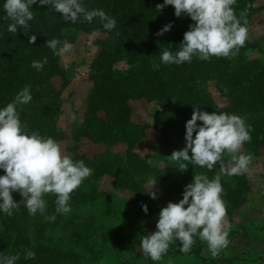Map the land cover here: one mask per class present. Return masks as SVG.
Returning <instances> with one entry per match:
<instances>
[{"label":"trees","instance_id":"16d2710c","mask_svg":"<svg viewBox=\"0 0 264 264\" xmlns=\"http://www.w3.org/2000/svg\"><path fill=\"white\" fill-rule=\"evenodd\" d=\"M3 2L4 0H0V107L12 102L25 86H29L31 94H35L40 87L62 74L59 56L54 55L47 47L46 40L65 41L79 32L105 35L99 42L102 47L100 55L92 63L98 72L96 80L99 82L94 83L96 87L94 96L91 97L92 106H88L90 119L82 131L91 143L101 145L105 150L94 155L91 160L83 156L73 159L83 160L92 169L86 182L104 176L123 189H131L137 197L139 179L154 172L140 155L132 152V147L144 138L145 131L150 126L132 124L126 106V99L129 98L156 101L165 108L172 107L173 99L176 100L182 122L178 130L182 132L185 131L186 121L191 117L193 106H199L200 110L208 113L215 111L240 115L252 129L250 142L244 144L246 152L256 155L258 149L264 146V80L261 79L264 67L258 66L257 61L232 66L228 59L216 57L209 61L194 57L191 63L179 66L162 64L160 54L164 47L171 45L172 50H175L189 24L193 23L187 16L176 17L170 5L157 11L156 5L162 4L163 0H84L85 7L103 9L116 19L117 27L111 31L103 29L99 18H94L91 23L78 21L72 24L65 22L50 6L48 8L37 4L32 6L33 20L29 22L27 33L19 29L17 33L7 31L10 21L3 19ZM249 2L250 0H236L233 7L238 17L242 12L245 13L244 18L249 17L253 10L248 9ZM169 23L172 25L170 30L158 36L157 32ZM31 35H35L36 40L29 44ZM44 57H47V63L42 70L37 71L31 66L33 60L39 61ZM122 60L130 68L125 74L116 75L112 67ZM197 83H214L220 94L230 98L229 108L219 109L209 97L194 94L193 85ZM253 83L259 84L256 94L250 88L243 95L241 92L244 86ZM17 111L21 121L27 125L25 131L57 138V95L46 102L38 99L37 104H18ZM99 113H103L105 117L100 118ZM177 135L175 142L180 150L185 142L183 139L179 140V133ZM118 143L129 145L125 159L114 156L110 151ZM197 171L212 178L219 172V165L211 171L197 167ZM2 174L0 171V175ZM221 184L224 189L222 198L230 210L237 205L240 191L233 190L226 183ZM12 195L16 202L21 201L18 193ZM81 196L75 190L71 194L70 205L75 207L79 204ZM44 198L48 204L44 214L29 215L23 204L12 216L0 214V255L7 256L12 246H18L24 253L32 248L35 257L30 259L31 264H59L54 252L43 249L39 241L44 237L46 225H60L63 215L55 212V197L52 194H47ZM132 214L134 222L142 227L144 219L141 213L133 210ZM51 215L56 216L54 221L47 219ZM92 234L91 223L73 224L69 240L80 245L89 242ZM167 254L197 258L201 256L200 250L193 247L187 254L180 252L179 247L169 248ZM17 261V264H26L23 257Z\"/></svg>","mask_w":264,"mask_h":264},{"label":"clouds","instance_id":"9594fccd","mask_svg":"<svg viewBox=\"0 0 264 264\" xmlns=\"http://www.w3.org/2000/svg\"><path fill=\"white\" fill-rule=\"evenodd\" d=\"M44 5L59 13L65 22L91 23L99 18L105 31L117 27L116 19L103 9H89L84 0H4L3 19L10 21L7 31L17 33L18 29L27 33L33 20V5ZM236 0H163L156 5L157 11L172 6L174 15L187 16L193 23L183 34L181 43L175 50L171 45L164 47L160 62L166 65L191 63L194 57L209 61L213 57H235L248 38V21L245 13L238 17L233 5ZM172 27L163 26L157 35H163ZM35 35L29 37L34 43ZM45 44L54 55L71 50L67 40H46ZM47 57L33 60L32 67L43 69ZM158 67V65H157ZM32 95L25 86L15 99L0 107V214L12 216L23 204L29 215L44 214L48 207L45 196L55 197V212L66 215L71 211V194L92 174V169L83 160H73L64 154L58 141L44 137L37 132L25 131L27 125L20 119L17 105L29 104ZM201 123H197V122ZM184 142L181 150L173 151L168 157L180 172L189 165L213 170L219 165V173L209 179L205 174H196L191 183L182 191L178 202H168L159 211L156 230L145 235L140 241V249L146 259L160 261L167 254L174 241L179 242L182 253H190L197 238L206 243L213 258L226 249L230 241L225 228L226 205L222 198L224 191L221 174L243 175L252 163V156L242 152V146L251 140V126L243 117L226 112H205L193 106L190 119L185 123ZM195 133V135H194ZM227 158V164L225 159ZM156 184V177L147 179V190ZM13 193L22 198L13 199ZM157 199L154 191L148 193ZM147 214V205H141ZM55 215L47 219L54 221ZM35 257V252L25 250V259ZM19 254L0 255V264H16Z\"/></svg>","mask_w":264,"mask_h":264},{"label":"rangeland","instance_id":"374dc122","mask_svg":"<svg viewBox=\"0 0 264 264\" xmlns=\"http://www.w3.org/2000/svg\"><path fill=\"white\" fill-rule=\"evenodd\" d=\"M251 8L253 10L249 17H245L248 21V45L240 48L235 57L226 58L232 66L257 61L258 66L264 67V0H250L248 9ZM104 37L98 32L72 35L67 40L72 44L71 50L59 55L62 74L40 87L37 93L31 94L32 101L29 104H37L38 99L50 101L52 96H58L55 140L59 142L62 152L73 159L83 156L91 160L94 155L105 150L101 145L91 143L82 133L90 119L88 106H92L91 97L96 87L94 83L99 82L96 80L98 72L92 63L100 55L102 47L99 42ZM129 68V64L123 60L112 67L116 75L125 74ZM261 74L263 81L264 71ZM258 87L257 83L244 86L241 93L245 95L251 88L254 90L252 93L256 94ZM193 89L194 94L209 97L219 109H228L231 105L230 98L220 94L214 83H197ZM172 103V107L165 108L156 101L126 99L128 118L132 124L150 126L144 138L132 147V152L140 155L154 172L139 179L137 197L131 189H123L104 176L90 182L85 180L76 189L82 195V201L75 207L71 206L70 213L63 215L60 225L52 227L44 220L46 230L39 242L43 249L54 252L59 264H264V146L258 149L256 155L247 153L242 146V152L252 156V163L245 174H221L222 183L240 191L237 205L229 210L225 204V228L230 241L226 249L213 258L206 243L197 238L193 248L200 250L199 258L166 254L160 261L153 262L143 256L140 241L156 230L161 208L168 202H178L184 187L191 183L194 175L200 174L197 167L192 165L180 172L175 163L168 159L173 151H178L175 142L177 133L179 140H184L185 134V131L178 130L182 123L178 102L173 99ZM98 115L100 118L105 117L103 113ZM128 150L129 145L119 143L110 148L114 156L123 159ZM149 177H156V184L147 190ZM152 191L157 195L156 200H152L148 194ZM141 205H147V214L141 210ZM133 210L141 213L144 219L142 227L134 222ZM85 223L92 225L93 234L89 242L80 245L71 243L69 233L72 225ZM175 247H180L178 241L169 246L171 249ZM15 254L25 259L24 250L18 246H12L7 256ZM25 260L26 264H31L30 259Z\"/></svg>","mask_w":264,"mask_h":264}]
</instances>
